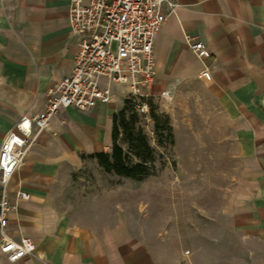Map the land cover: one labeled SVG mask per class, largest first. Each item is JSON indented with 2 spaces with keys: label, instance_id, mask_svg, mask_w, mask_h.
<instances>
[{
  "label": "crops",
  "instance_id": "obj_1",
  "mask_svg": "<svg viewBox=\"0 0 264 264\" xmlns=\"http://www.w3.org/2000/svg\"><path fill=\"white\" fill-rule=\"evenodd\" d=\"M176 2L152 44L151 93L206 89L226 123L221 145L234 166L216 216L264 253V0ZM193 42L209 58H198ZM75 54L69 0H0V144L22 114L42 111ZM115 88L109 104L60 110L13 174L6 233L35 248L14 264H191L178 240L169 249L168 235L132 232L120 206L107 212L99 192L80 207L65 205L72 174L112 147L113 117L124 104ZM0 264L11 263L0 253Z\"/></svg>",
  "mask_w": 264,
  "mask_h": 264
},
{
  "label": "rangeland",
  "instance_id": "obj_2",
  "mask_svg": "<svg viewBox=\"0 0 264 264\" xmlns=\"http://www.w3.org/2000/svg\"><path fill=\"white\" fill-rule=\"evenodd\" d=\"M169 90L168 99L159 94L149 99L147 115L125 103L119 111L116 144L134 164L144 137L153 159L148 175L139 181L125 178L88 160L67 183L66 207H80L92 192H99L107 212L120 206L132 232L144 238L168 235L169 249L178 240L191 264H264V253L216 216L234 172L221 145L227 127L216 104L202 86Z\"/></svg>",
  "mask_w": 264,
  "mask_h": 264
},
{
  "label": "built area",
  "instance_id": "obj_3",
  "mask_svg": "<svg viewBox=\"0 0 264 264\" xmlns=\"http://www.w3.org/2000/svg\"><path fill=\"white\" fill-rule=\"evenodd\" d=\"M176 7V0H69L76 46L73 67L57 82L42 111L34 116L22 114L0 144V253L9 263L35 250L28 238L16 241L6 233L13 174L60 110L85 112L109 104L117 87L138 114L147 115L155 81L152 44ZM189 48L198 58H209L202 42H193ZM159 96L168 99L170 90Z\"/></svg>",
  "mask_w": 264,
  "mask_h": 264
},
{
  "label": "trees",
  "instance_id": "obj_4",
  "mask_svg": "<svg viewBox=\"0 0 264 264\" xmlns=\"http://www.w3.org/2000/svg\"><path fill=\"white\" fill-rule=\"evenodd\" d=\"M125 105H132L129 101L124 100ZM133 106V105H132ZM119 113V112H118ZM114 115L113 117V134H112V147L110 154L107 153H99L94 156L97 160L100 167H102L107 172H114L116 175L130 178L134 180H141L143 177L148 175L147 164L153 161L151 157V148L148 146L145 138L143 137L141 140L142 154H146V156L140 157V154H136V157L139 158L137 163L131 164L127 158V156L123 153L122 149L116 144V138L118 135L117 130V122L122 112ZM132 135V134H130Z\"/></svg>",
  "mask_w": 264,
  "mask_h": 264
}]
</instances>
